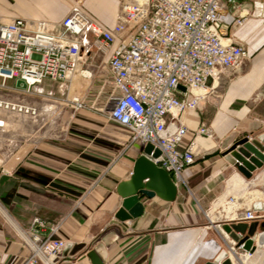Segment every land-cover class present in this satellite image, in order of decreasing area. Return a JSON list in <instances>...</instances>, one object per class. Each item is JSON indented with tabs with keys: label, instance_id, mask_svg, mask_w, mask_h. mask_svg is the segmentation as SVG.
Wrapping results in <instances>:
<instances>
[{
	"label": "crops",
	"instance_id": "crops-1",
	"mask_svg": "<svg viewBox=\"0 0 264 264\" xmlns=\"http://www.w3.org/2000/svg\"><path fill=\"white\" fill-rule=\"evenodd\" d=\"M74 1L0 0V22L57 23ZM79 1L103 27L114 26L120 0ZM258 3L264 0H242L236 13L244 18L242 26L223 33L224 41L246 49L248 60L240 70L208 83L198 111L180 115L189 131L183 144L202 121L213 135L196 139L195 163L182 172L186 188L177 189L172 202L141 198L144 212L124 222L125 231L113 224L121 201L115 189L129 179L142 149L128 147L122 129L85 109L73 112L59 137L21 140L14 135L20 129L14 118L7 119L0 130V264L21 261L26 252L20 232L35 220L58 225L51 238L65 241V249L57 264H91L89 251L102 264H205L225 252L229 241L217 225L230 232L243 229L244 234L262 230L264 219L238 217L245 207L264 204V165L246 180L233 159L224 155L236 140L264 134V9L257 8ZM79 77L81 95L96 91V82ZM0 94L25 96L20 91ZM228 200L231 217L226 219L217 212Z\"/></svg>",
	"mask_w": 264,
	"mask_h": 264
},
{
	"label": "built area",
	"instance_id": "built-area-1",
	"mask_svg": "<svg viewBox=\"0 0 264 264\" xmlns=\"http://www.w3.org/2000/svg\"><path fill=\"white\" fill-rule=\"evenodd\" d=\"M241 1L120 0L111 29L92 18L79 0L57 23L0 22V91L54 99L35 87L88 73L97 89L68 100L73 112L93 110L127 134L128 147L151 145L160 153L150 159L154 166L171 174L176 189L186 188L182 172L195 163L196 139L213 135L202 121L183 144L189 131L180 115L198 111L208 83L240 70L248 60L244 47L223 40V33L244 22L236 14ZM17 80L24 89L16 88ZM36 116L35 104L0 94V130L9 118ZM230 203L224 202L217 212L226 219L231 217ZM238 219H264V212L245 207ZM57 230L58 225L35 220L21 231L26 254L18 264H57L65 249V241L51 238ZM227 239L225 253L231 264L230 255L242 264L243 257L264 254V229L253 239L254 253Z\"/></svg>",
	"mask_w": 264,
	"mask_h": 264
},
{
	"label": "water",
	"instance_id": "water-1",
	"mask_svg": "<svg viewBox=\"0 0 264 264\" xmlns=\"http://www.w3.org/2000/svg\"><path fill=\"white\" fill-rule=\"evenodd\" d=\"M257 8H263L264 4H256ZM86 77L88 73L82 74ZM16 88L24 89L23 82L17 80ZM181 90H184L181 88ZM142 154L134 161L130 177L126 181L120 182L115 189L116 194L120 198V208L114 215L113 224L117 225L125 231L122 225L126 221L134 220L142 216L144 206L141 198L153 199L158 198L164 202H172L176 198L177 189L173 183L171 174L157 168L150 159L157 158L160 153L153 149L151 145H146L141 150ZM229 155L234 163L236 170L249 180L256 170L264 165V134L257 138L249 139L244 137L236 140L224 153ZM254 211L264 209V204L254 203L252 206ZM264 229V223L261 225ZM223 231L228 237L236 243V246L242 245V250L254 253L255 247L253 239L257 238L255 230H251L244 234L243 229L233 230L230 232L228 227H223ZM86 257L91 264H102L99 262L93 252L89 251ZM226 254L222 250L218 256L211 262L205 264H231L229 259H225Z\"/></svg>",
	"mask_w": 264,
	"mask_h": 264
},
{
	"label": "rangeland",
	"instance_id": "rangeland-1",
	"mask_svg": "<svg viewBox=\"0 0 264 264\" xmlns=\"http://www.w3.org/2000/svg\"><path fill=\"white\" fill-rule=\"evenodd\" d=\"M78 78H80L78 75H74L69 79L72 83L65 82L58 85L47 81L41 87H35V90H41L46 95H52L54 99H41L40 97L25 95L23 98L26 102L35 104L37 116L31 120L25 118L12 119L13 124H17L20 128L14 132V135L20 136L17 138L21 140L29 139L33 135L42 140L61 136L70 123L73 114L68 100L81 96Z\"/></svg>",
	"mask_w": 264,
	"mask_h": 264
},
{
	"label": "bare ground",
	"instance_id": "bare-ground-1",
	"mask_svg": "<svg viewBox=\"0 0 264 264\" xmlns=\"http://www.w3.org/2000/svg\"><path fill=\"white\" fill-rule=\"evenodd\" d=\"M254 195V194H253ZM259 242H261V240H259ZM232 257H234L235 258V256H233V255H231ZM234 258H232V259H234ZM263 258H264V254H262L261 252H258V253H256L255 254V256L253 257V258H251L250 260H247L246 258H241L240 260H241V263L242 264H260L261 263V261L263 260ZM230 259H231V257H230ZM235 263H237L236 262V260H235Z\"/></svg>",
	"mask_w": 264,
	"mask_h": 264
}]
</instances>
